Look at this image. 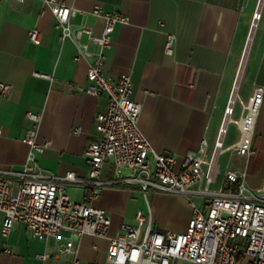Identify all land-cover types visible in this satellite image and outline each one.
Segmentation results:
<instances>
[{"label":"crops","instance_id":"0c3cea01","mask_svg":"<svg viewBox=\"0 0 264 264\" xmlns=\"http://www.w3.org/2000/svg\"><path fill=\"white\" fill-rule=\"evenodd\" d=\"M62 1L77 10L70 19L71 27L86 26L95 35L101 34L104 25L101 16L91 14L95 6L128 15L127 23L114 27L111 44L104 49L102 72L110 79L122 73L131 76L132 97L141 105L139 127L157 151L174 157L176 169L181 168L185 153L196 150L202 139L206 140V156L211 154L235 82V119L242 113L240 100H248L253 85L264 86V0ZM253 21L256 24L248 40ZM34 28L40 32L37 43L29 40ZM168 34L174 36L171 53L164 49ZM79 42L86 43L91 52L97 50L86 34ZM77 53L74 40L60 39L55 17L43 0H0V82L11 86L7 94L0 92V169L22 168L28 154V145L22 140L30 125L26 112L31 110L40 114L36 141H49L35 152L38 165L55 175L73 171L79 177L87 176L85 150L97 137L95 116L106 109L107 97L78 89L88 84L92 58L75 59ZM34 71L51 74L54 80L35 76ZM238 137L237 125L228 124L224 145L233 144ZM252 147L249 156L223 152L226 162L210 187L216 189L223 183L226 168L244 171L249 188L262 185L264 98ZM114 176L109 160L100 178ZM10 183L15 190L17 180ZM67 192L74 201L84 200L81 187L70 186ZM194 201L203 207L201 198ZM93 204L109 214L110 236L121 226L134 224L138 210L150 214L152 228L161 232L185 231L192 214L184 196L157 191L145 198L137 186L129 184L103 188ZM1 223L2 213L0 264H74L73 252H59L69 239L66 231L40 239L17 221L3 236ZM72 242L76 264L104 261L106 238L84 235ZM44 253L51 257L40 258ZM171 264L190 262L172 259Z\"/></svg>","mask_w":264,"mask_h":264},{"label":"built area","instance_id":"2783aa9c","mask_svg":"<svg viewBox=\"0 0 264 264\" xmlns=\"http://www.w3.org/2000/svg\"><path fill=\"white\" fill-rule=\"evenodd\" d=\"M43 1L55 17L60 39L70 38L78 44L75 59L92 58L86 76L88 84L78 89L93 95L105 94L107 106L95 116L97 137L85 150L88 174L84 177L73 171L55 175L38 165L35 152L42 151L49 141H36L40 114L26 112L30 121L22 138L28 145L26 160L20 170L0 169L2 235L6 236L17 221L24 222L32 236L40 239L66 231L69 239L59 252H73L74 264L78 261L71 249L72 240L84 235L108 240L104 261L88 264H171L172 259L190 264H264V181L258 188H249L244 182V171L226 168L223 183L216 189L210 187L221 175L219 154L230 151L249 156L254 152L252 138L264 86L253 85L248 100H240L242 113L235 119L234 105L238 99L235 82L211 154L206 156V140L202 139L196 150L185 153L181 168L176 169L174 157L157 151L139 127L141 105L132 97L131 76L122 73L110 79L102 72L104 49L111 44L114 27L117 23H127L128 15L95 6L91 14L104 19L101 34L95 35L89 27H71L70 19L77 11L73 6L62 0ZM258 16L256 12L254 17ZM84 34L97 46L96 51L91 52L86 43L79 42ZM39 39V30H30L29 40L37 43ZM173 45L174 36L168 34L165 52L171 53ZM33 75L54 80L44 72L34 71ZM10 87L0 82L1 94H7ZM232 122L237 125L239 137L225 146L224 136ZM109 160L115 176L102 179L101 171ZM12 179L17 180L15 190L10 183ZM117 184L135 185L145 198L157 191L184 196L192 207L186 230L153 229L150 214L138 210L134 224L123 225L120 231L108 235L110 216L93 201L103 188ZM70 186L83 189V201L70 198L67 192ZM195 198L203 200V207L195 203ZM39 257L47 259L51 254Z\"/></svg>","mask_w":264,"mask_h":264},{"label":"water","instance_id":"95a60500","mask_svg":"<svg viewBox=\"0 0 264 264\" xmlns=\"http://www.w3.org/2000/svg\"><path fill=\"white\" fill-rule=\"evenodd\" d=\"M258 13H259V12H258ZM255 24H256V22L253 21V22H252V25H251L250 32H249L248 40L250 39V37H251V35H252V31H253V28H254ZM246 47H247V46H246ZM246 49H247V48H245V50H244V53H243V56H242V59H241V64L243 63V57H244V54H245ZM241 64H240V65H241ZM238 73H239V72H238ZM236 80H237V78H236Z\"/></svg>","mask_w":264,"mask_h":264},{"label":"rangeland","instance_id":"374dc122","mask_svg":"<svg viewBox=\"0 0 264 264\" xmlns=\"http://www.w3.org/2000/svg\"><path fill=\"white\" fill-rule=\"evenodd\" d=\"M218 161L220 162L221 166L226 162V154L225 153H221L219 154V159ZM181 263V262H180Z\"/></svg>","mask_w":264,"mask_h":264}]
</instances>
